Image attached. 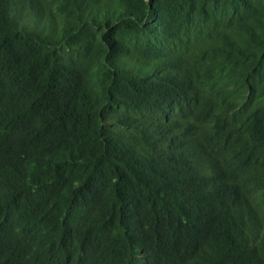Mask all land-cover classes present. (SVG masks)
<instances>
[{"label":"trees","instance_id":"obj_1","mask_svg":"<svg viewBox=\"0 0 264 264\" xmlns=\"http://www.w3.org/2000/svg\"><path fill=\"white\" fill-rule=\"evenodd\" d=\"M0 264H264V0H0Z\"/></svg>","mask_w":264,"mask_h":264}]
</instances>
